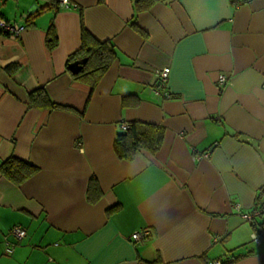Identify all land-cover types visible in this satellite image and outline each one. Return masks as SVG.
Here are the masks:
<instances>
[{
  "label": "crops",
  "instance_id": "crops-1",
  "mask_svg": "<svg viewBox=\"0 0 264 264\" xmlns=\"http://www.w3.org/2000/svg\"><path fill=\"white\" fill-rule=\"evenodd\" d=\"M134 1L0 0L25 26L0 33V165L36 167L19 184L0 173V264H264V217H245L264 201V0ZM81 22L115 50L93 87L68 69ZM163 67L170 97L155 92ZM130 122L160 125L159 149L118 158Z\"/></svg>",
  "mask_w": 264,
  "mask_h": 264
},
{
  "label": "trees",
  "instance_id": "trees-1",
  "mask_svg": "<svg viewBox=\"0 0 264 264\" xmlns=\"http://www.w3.org/2000/svg\"><path fill=\"white\" fill-rule=\"evenodd\" d=\"M154 2H156V0H135L134 8L136 11L145 10L153 5ZM31 18L32 14L27 15L25 22L28 23ZM80 28V47L74 53L75 56L78 55V58L75 60L87 58V62L78 73L72 74L75 79L90 81L93 87L114 60L115 50L109 41H99L94 38L86 30L82 22ZM46 42L49 47H53L56 44V37L52 31H49ZM74 54L70 56L69 61L74 57ZM71 62H68V64ZM37 95V98H41V101H43L48 108L60 107L59 104L52 101L42 90H38ZM30 97V99L34 98L32 94H30ZM167 97H170V95L168 94ZM162 138L163 128L160 125L140 122L126 123L125 129H121L115 136L113 151L118 158L130 160L140 149H146L150 152L158 150L162 143ZM35 171V166L15 156H9L7 159L3 160L0 165V173L16 184L25 181ZM96 189L97 183L95 179L91 177L88 181V198L92 200L95 198V196H93V191H96ZM260 204L259 202L255 204L252 213ZM255 216L264 217V213L262 212L252 217ZM253 223L252 226L257 237L264 242V220Z\"/></svg>",
  "mask_w": 264,
  "mask_h": 264
},
{
  "label": "built area",
  "instance_id": "built-area-1",
  "mask_svg": "<svg viewBox=\"0 0 264 264\" xmlns=\"http://www.w3.org/2000/svg\"><path fill=\"white\" fill-rule=\"evenodd\" d=\"M60 8H68L70 6V0H54ZM26 17V16H25ZM25 28L24 24H20L19 22H10L0 17V33L10 35L12 37L18 36V34ZM169 68L163 67L155 70V74L157 77V83L161 90L156 89V93L162 94L163 97H167L168 93L163 90L165 88L166 80L168 77ZM228 82V77L224 73H220L217 78V84L219 86H223ZM126 124L123 123L121 128L125 129ZM264 213V201L261 202L260 206L251 214H246L245 217L247 219H251L253 215H258L259 213ZM10 233L13 234L17 239H20L26 235V230L20 225H14L10 229ZM150 235V231L148 229H139L134 230L130 239L133 242L140 241ZM252 238L256 241H260L255 233L252 234ZM13 249V244L6 248V253H11ZM207 264H222L219 260H209Z\"/></svg>",
  "mask_w": 264,
  "mask_h": 264
},
{
  "label": "water",
  "instance_id": "water-1",
  "mask_svg": "<svg viewBox=\"0 0 264 264\" xmlns=\"http://www.w3.org/2000/svg\"><path fill=\"white\" fill-rule=\"evenodd\" d=\"M86 62H87V58L75 60L68 64V69L73 74L78 73Z\"/></svg>",
  "mask_w": 264,
  "mask_h": 264
}]
</instances>
